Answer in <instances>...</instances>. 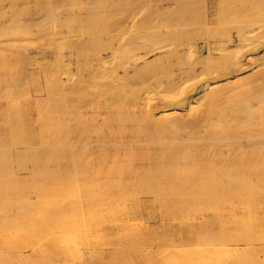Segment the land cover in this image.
Returning <instances> with one entry per match:
<instances>
[{
	"label": "rangeland",
	"instance_id": "obj_1",
	"mask_svg": "<svg viewBox=\"0 0 264 264\" xmlns=\"http://www.w3.org/2000/svg\"><path fill=\"white\" fill-rule=\"evenodd\" d=\"M196 1L202 2V0H196ZM36 2H38L39 5L40 4L41 5L39 6L38 3L36 4ZM49 4H51L52 6L48 7ZM73 4H74V8L72 6ZM175 4L176 3L169 4L166 0H75V1L68 0V3L67 0H56V1L55 0L52 1L0 0V108H1L0 124L4 122L5 124L8 125V126L6 125V127H8L6 129V132L8 133L13 131L17 133V130L19 129L18 133L21 130V132L24 131L23 133H21L23 136L26 135L27 137H31V139L26 138L25 140L27 141L35 140L34 141L35 144H33V146L35 145L34 149L29 148L33 150L35 156L34 158L33 153H31L32 151L29 150L30 151L29 155L32 154L31 158L32 157L34 158V160L32 158L31 161L30 156L28 157L22 156V155L26 156L27 154L26 152H23L25 151V149H27L26 146L27 141L23 142L25 141L23 140L24 138L23 136L19 135L20 142L19 140H17V142L13 146V148L16 149H13L12 146H9L8 148L7 146L3 145L2 141L5 140V137L7 136L8 133L4 134L5 129L1 130L5 126V124H3L2 127L0 125V134L2 132L1 134L2 137L3 135H5L4 138H2L4 140L0 138L2 147L5 146V148L7 147L8 149H10L11 147V149L14 150V151L11 150L13 152H10L9 150V153L11 158L12 159L14 158L13 162L15 161L13 163L12 159H9L10 156L8 157V154L6 153L4 155L8 157V158L6 157L7 161L9 159V161L11 160L10 162L12 163H7V162L2 163L3 155H0V158L2 159V160L0 159L1 160L0 175L2 174L1 175L2 177L0 176L1 177L0 181L3 183L0 184L1 186L0 189H2V187L5 186V188L2 189L4 192H2V190L0 192L1 194L0 195V264H264V242L263 240L257 241L258 237H264V230H262L263 229L262 227L264 226L259 227L257 222L255 221V217L253 215H249V213H247L246 211L243 210L241 211L240 208H237L235 212L230 211V204H229V199H231L229 195L231 196V194L232 196L235 195L234 198L232 197V199L233 201L237 200V202H239V199H241L242 197L243 198L244 196L247 197L246 195H248L249 200H253L258 196L260 197L264 196V181L259 180L260 182H256L258 179L255 178L256 181H254V179H252L251 177L250 179H248L249 177L248 178L245 177L244 180V176L242 178V176H238V174L237 175L234 174V172H237L239 167L235 168L233 163H231L232 167L236 169L235 171H232L233 172L232 173L230 172L231 168L227 167L228 164L227 165L225 164L226 160L223 161L225 157L226 159L228 158L230 162H232L231 159L235 158L233 162L236 161V164L239 166L240 164H242V162H244L247 159L246 158L247 154L249 160V158H251L250 156L253 154L251 151L254 150V152L256 153L255 149L260 144L261 141H262L261 142L262 145L260 144V147H257V150L261 151V148L262 150H264L263 149L264 147H262L264 146L263 145L264 139L261 138V136L264 135V131L262 132V130H264V125H263L264 115L262 116V114H264L263 112L264 104L262 102H259L258 99L255 97L257 94H261L262 91L264 92L263 89L264 81L262 79V76H258V78L254 76L249 80L250 82L246 81L239 86L236 85L235 87L239 88L237 89V91L239 90L238 92H236L234 86L231 88V90L233 91L231 90L228 92L226 91L229 90L231 86L225 87V88L229 87L226 90L223 87L222 89L224 91L222 92H220L222 90L221 88H219L221 89L220 91H217L219 89L215 90L217 91L216 94L217 99L214 100L216 102L214 104L216 105V107L215 106L213 107V105H211V107L217 108L220 106V108L219 109L217 108L218 112H215L217 110H214L213 111L214 114L211 113L213 115V117L210 118L211 120L204 117L205 120L207 119L211 121V123L208 121L204 122L205 120L201 118L203 116L202 114H205L203 110L205 111V108L206 110L208 108L207 107L208 98L206 100L205 98H203V100L205 101H203L202 99L199 100V101H203L202 103L201 102L199 103V101H197L199 104H203V105H199L197 102L193 101L191 106L190 105L186 106V108L182 110V113L184 115V116L182 115L183 120L185 119V121L187 120V122L188 121L190 122L193 121V119L195 118L197 120V123L199 122V124L186 125L180 127L179 125L177 126L173 124L172 125L167 124L168 126L171 127L172 126H177V127H172V128L167 127L165 129L161 128L160 126L161 123H162L161 125L166 123V121L164 122V119H163L164 123L162 122V120L157 119L156 121H154L155 122L154 124L153 121L152 122L148 121V123L146 122L147 123L146 124L145 123L146 120L143 118L140 112L141 106L140 107H138L137 105L129 106V104L126 103L125 105H128L126 107H128L129 109L128 111L130 113L129 114L127 112L126 114L128 117L132 116L135 123L133 125L126 124L129 126V128L125 130L126 127H123L122 123L120 124L118 123L122 120L124 116H121L122 115L121 111L116 109L115 114H113L114 115L113 117L116 118L115 120H117V123L119 124V126L118 124H116L117 138L118 140H120L119 143L117 144L118 148L116 149V153H119L117 156L118 159L115 161V163L112 161H110L107 164L100 163L98 161L99 151L97 150L99 148L97 146L93 147L94 150L92 151L94 153L90 155V158H92L94 164H92L91 166L93 167V169L96 170L99 176L95 175L97 176L96 177L97 181L92 183L93 186L91 187H93L94 191L92 192L93 195L91 197L79 198L77 196H72V195L68 196L69 193L66 192L67 185L65 183L66 176L64 174L65 171H64V164L62 162L63 160H60L59 158H57L58 160H56L54 155L55 151L62 149L58 152V154L61 152L59 155L62 156L65 152V149H63L64 146L63 144L62 146L58 145L57 147L58 150L54 147V145H52V147L55 150H53V148L51 149V146H49L51 144L48 142H51L50 140L54 139L55 136L59 137V139L61 138L60 139L61 141L64 139L65 125L63 124L64 122H62V120L64 118L63 109H65L64 104L66 103L67 95H66V90H64V86L63 85L61 86L55 77H57L56 74H59L64 69L63 59L66 53V47L64 41L67 39L68 35L94 34L101 36L114 32L115 27L113 26L117 27L118 31L116 30V32H120V33L122 32V34L124 33L125 36L132 34L146 35V36L147 35L154 36L156 34H166V35L170 34L175 36L180 35L183 38V36L186 35L185 32L187 31L186 32L187 36L186 38L184 37V41L179 36L181 39L177 38L174 39L173 41L174 44L177 45L175 46L174 44H172V47H178L177 49H179L182 55L179 54V52L177 54H173V53L166 54L165 50H155L145 55L144 59L142 58L140 61H138L139 66L144 65L146 61L147 63L149 62L151 63H149L150 65L148 64L149 66L147 65L148 68L146 69L148 70V72L145 76L146 77L145 80H142L141 76L131 77L130 90L135 93H139L142 100L147 102L148 105L151 107V109L155 113H157L162 109V105L164 104L163 102V99L165 97L164 95L166 94V89H164L165 86L164 87L160 86L157 83V80H159L160 77H162L161 80L163 81H165L168 78L165 82L169 80H172L173 83L177 82V84L175 85L172 84L173 88L172 87L169 88V90L171 89V93L173 92L176 93L178 91L181 92L182 88L190 89L195 85L193 83H196L195 87H200L199 85L203 84L200 83L201 81L198 79L199 75L194 77L192 72L189 71V73H191L192 75L187 73L188 68L190 67L189 61L192 62L194 58H195L194 60H196V57H194V54L196 53L195 52L191 53L193 54L191 55L193 56V58H190L192 60L187 61V59L190 55V52H188V46L190 43L189 41L191 40V37L189 36L188 33H190V35L193 34L194 37L192 36V39L195 38V36L199 37V35L201 36V34L205 32L203 28L205 27V25L204 23H201V20H199L200 21L199 22L197 21V19L195 20L196 23L194 22V20L193 21L190 20L186 25L185 24L183 26L176 25V20L178 18L180 11L178 6H176ZM161 5L163 6L161 7ZM54 8L56 9V12ZM66 8H68V11H66ZM33 10L35 12H32ZM62 12L64 15H60L61 16L60 17L59 13L62 14ZM48 13L51 16H49ZM52 13H55L56 16H58V19H55L57 17L55 16L54 18ZM72 13H75L76 15L78 14V16L76 15L71 16ZM32 14H37V15H32ZM46 14L48 15L47 17H45ZM74 16H76V18ZM11 18H13L14 24L11 22L12 21ZM18 19L21 20L22 23ZM16 20H18L17 23L14 22ZM8 22L11 24H9ZM23 24L27 26L29 30L27 29V27L25 28ZM22 25L23 28L25 29L22 28ZM112 27L114 28V30ZM109 29L111 30V32H108ZM197 29L199 35H197L198 33ZM192 30L194 31L192 32ZM54 31H56L55 32L56 34L57 32L59 34L61 33L60 35H62L63 37L57 34V36L59 35L60 37L59 36L56 37L58 38V40L55 39L53 35L54 33L52 34V32ZM104 31L107 33H105ZM189 31H191L192 33ZM46 32L48 33V35ZM49 34H52V36ZM176 40H178V42H176ZM181 40L183 44L185 42L186 43L189 42L187 43L188 45L187 46L186 44L183 45ZM10 42L11 43L13 42L15 46ZM179 42H181L180 44L182 46L179 45ZM15 47H18V49ZM185 48L187 49V51ZM186 61L189 64H187ZM200 65L201 64H198L197 68L198 67L202 68V66ZM201 68L199 69L200 71ZM185 69L187 71H185ZM171 72L173 73L171 74ZM185 72L189 77L185 74ZM130 73H132V71ZM202 74H205V72H202ZM202 74H200V78H202L201 77ZM169 75L171 76L168 77ZM203 76H206V74ZM62 77H64V75H62ZM53 78L54 80H52ZM190 78H192V80ZM258 79H260L261 81ZM202 81L204 82V80ZM53 83L57 85L55 86L53 85ZM245 83L247 87L244 85ZM250 83L253 85H249ZM252 86L254 88H252ZM245 87L247 90H249V94L245 89ZM234 90L236 93L239 94L238 95L234 94L235 93ZM255 90L260 92L257 93V91ZM169 92H167V94H169ZM180 92H178L177 94H179ZM254 92L257 94L255 95ZM225 93L227 95H225ZM219 94H220V98H218ZM198 95L199 94H196V96ZM234 95L236 96L234 97ZM225 96L227 98H225ZM250 96L253 99H250L251 98ZM119 103L123 104L124 102H119ZM119 103L116 102L115 105ZM245 104L251 105L248 106L252 108L251 109L252 112L251 110L249 111L248 108H245L246 106ZM242 105L244 110L238 113L237 110L240 109L237 108L239 107L243 109ZM221 107L224 114H222L223 113L222 111L220 112ZM232 109L234 111H232ZM245 109L247 110L245 111ZM258 111L260 114H257ZM232 112L234 113L232 114ZM199 113L202 114L200 115ZM22 114H24L28 119L26 120V117ZM229 115L230 117L228 118ZM22 116H24L23 119L20 118ZM54 116L56 117V119H60L59 120L60 126L53 125L55 123L54 121L51 120L55 119ZM216 117H219V119H217ZM199 118L203 119L204 121L203 120L201 121V119L199 120ZM230 118H232V120H228ZM260 118H262L263 121L262 120L260 121ZM175 119L176 118H174V120ZM212 119H214L215 123H213ZM48 120L49 122H47ZM165 120H167V122L169 120L172 121L173 117L172 120L170 118H166ZM217 120L219 121L221 120V121L219 122ZM222 120L223 122L225 120V122L223 123ZM249 120L252 122L250 123ZM156 122H158L157 125ZM231 122L233 124H230ZM248 122L250 125H248ZM225 123H228L229 125L227 126L226 124L227 126L226 127ZM51 124L52 126L55 127V129L58 127V129H56L55 132H57V130L59 129L61 130L58 131L57 133H53L52 129L54 128L51 127ZM214 124L215 125L219 124V126L217 125L216 127H214L215 126ZM29 125H31L33 128L30 127ZM42 125L43 128L46 125L44 130L42 129ZM221 125L224 127H222ZM140 126H142L143 129ZM229 126L230 128L233 126V128L230 129ZM256 126H259L258 128H261V126H263V128L262 130H260L257 129ZM49 127L50 129H48ZM120 127L123 128L121 129ZM147 127H149L150 129L149 131ZM253 127H255L256 129ZM140 128L142 129V131L144 130L145 132L140 131L141 130ZM132 129L135 131L134 133ZM41 130L43 131V133ZM218 130L219 132H217ZM48 131L50 132L52 131L53 134ZM258 131L260 133H257ZM136 132L138 134H135ZM255 132L257 135H255ZM50 134L51 136H49ZM59 134L61 137L59 136ZM252 134L253 136H251ZM57 137L55 138L58 140ZM258 139H260L261 141H259ZM257 141H259V143ZM44 142H46L47 144H45ZM33 146L31 145V147ZM5 148L4 149L2 148V150H5ZM18 149L21 150V153H19L20 151H18ZM118 149L119 151L117 152ZM126 151H128L129 154ZM183 151L184 153L186 152L187 154L186 153L183 154ZM259 151H257L256 156L259 155L258 153H262ZM1 152L2 151H0V154ZM178 153H181V155ZM38 154L40 155V157L42 156L41 159L39 158ZM235 154L237 157L235 156ZM238 154L240 155L239 157L243 159V161L239 160L240 158L238 157ZM263 154L264 152L260 155ZM12 155H14V157ZM52 155H54V158ZM150 155L152 156L154 155V157ZM175 155L177 156V158L175 157ZM182 155L183 157H188V158L189 156H191L190 157L191 161H192L191 158H193V161L195 162L196 165L192 161L193 162L192 165L193 164L194 165L191 169L196 170L197 173L196 172L194 173L193 172L194 170L191 171L189 169V167L192 166L191 165L188 167V163L191 164L190 161L188 162V160H184L183 157H180L183 158V161L182 159H178L179 158L178 156H182ZM260 155L258 157L256 156L255 157L258 159ZM244 156L246 158L245 160L243 158ZM263 156H261V158ZM164 157L166 158L164 159ZM169 157L172 159H170ZM220 157L224 159L222 160ZM237 158L239 161L237 160ZM251 159L254 160V162L253 161L250 162L256 163L254 157ZM263 159L264 158H262V160ZM24 161H26L27 163ZM176 161H178L179 163H177ZM18 162L20 164H18ZM248 162L249 161H247L246 163L248 164ZM174 163L175 164L177 163L176 165L178 167L180 166L179 168H181V165L183 167H188V168H184V170L181 169L182 170L181 171L180 169H178V167L176 168ZM212 163L215 164V166L213 165L214 167H212ZM184 164L186 165L184 166ZM243 164L240 165V168H244L245 166L248 167L247 164L246 165ZM170 165H172L177 169L175 173L177 171H180L182 173L187 169L186 172L183 173H186L187 175L189 173L190 180L191 178L193 180L191 182L189 181V179L188 180L185 179L186 182L183 181L182 180L183 178L181 177H184L185 176L184 174L181 177L178 176L179 182H177L178 179L176 181L175 177L178 174H175L174 172H173L174 174H172L174 175V179L171 174H169V176L170 175L171 176L169 177L170 179H168L166 177V175L168 174L166 173L169 170L168 167L171 169L172 166L170 167ZM132 166L133 168H135L136 172L139 171L140 172L137 174L138 176L137 175L135 176V178L130 179V177L128 178L126 176L127 178L126 180L125 174L127 171L130 170L129 168H132ZM115 167H117V169ZM213 168L218 170V171L216 170L217 174L214 172L215 169ZM209 169H212L213 172L211 173L212 170L209 171ZM109 170H112L111 171L112 175ZM164 170L166 173L163 172ZM188 170H190L191 173L190 172L187 173ZM232 170L234 169L232 168ZM160 171L162 172L160 173ZM107 172H109L110 174ZM117 172L119 173L121 172V173L117 174ZM200 172H202L201 175L204 174L203 178L201 179L200 176L199 178L198 176H196V174L198 173H199L198 175H200ZM164 173L166 175H164ZM227 173H231V174L229 175ZM122 174L124 176H122ZM192 174L195 177H193ZM232 174H234L235 177L237 178L238 177L242 178V180L239 178L241 181L240 182L239 179L237 180V178L232 176L233 179L237 180V181L234 180L235 183L239 181L237 183V186L234 185L235 183L233 179L230 180ZM109 175L112 176L114 179L113 178L111 179ZM228 175L230 177H228ZM159 176H161V178ZM149 177L152 178L149 180ZM120 178H122V180H120ZM143 178H145L147 181L143 182L142 181ZM129 179L131 180V184ZM229 180L233 181V183L232 182L230 183ZM7 182L8 184L10 183V186L7 184ZM251 182L253 184L255 183V185L253 184L250 185ZM126 183L128 187L130 186L131 187H130V192L128 193L129 195L128 194L127 196L125 195L126 196L125 198L122 197L124 199L121 198L123 200V201L121 200L122 203H119L121 201L118 200V204H117L116 199H115L116 201H114V199L110 198L114 202L112 201L113 204L110 202V207H108L106 203L109 205L108 202L111 200L107 201L108 199L106 200V198L108 197L102 198V196L100 197L99 195L96 194V193H100V191L106 192L110 190L112 187L117 189L116 188L117 185H119L120 187L121 185L122 186H124V184L126 185ZM142 183L143 185H141ZM181 183L184 184L182 185ZM229 183L237 188H240L239 184H242L241 185L242 188L235 189V187L233 186V188L231 189V185ZM14 184H16L17 187ZM34 184L37 186L33 187ZM46 184L50 185L51 187L58 186L59 189L60 186H62L63 188L61 187V190L58 191L56 190L58 188L55 189L54 187L55 193L50 192L47 196V194L45 193H47L48 188H50L49 189L50 191H52L53 188H51ZM133 184H135V186H133ZM113 185L116 186L114 187ZM12 186H14L13 189L16 191L14 194L19 195V193L21 194L23 191V196L26 202H29L31 205H35L36 208H40L38 213L39 216L38 215L35 216L37 214L36 211H38V209L35 208L36 213L34 215V213L31 210H29V208H25L18 205L20 202L15 205H10V206L8 205L7 206L8 209H5L6 204L8 202H11L10 201L11 198L9 197L11 193L5 191L11 189ZM20 187H22V189ZM37 187H39L40 189ZM44 187L47 188L46 192L44 191L46 188L44 190L42 189ZM119 187L118 189L121 188ZM226 187H228L227 188L228 190L226 189ZM16 188H19L20 191L17 190ZM101 189H103L104 191H102ZM180 190L184 195L180 193ZM225 190L227 192H225ZM237 190H243V191H241L242 193L238 191L239 192L238 194ZM39 191H43L44 192L43 194H45L48 198H46L45 196L41 197L43 194L42 192ZM57 191L60 197H62V195L60 194H64L63 197L67 199V201H65L64 199L61 200L66 203L67 205L66 209L69 210L68 212V210L66 211V209H64L63 213L66 211L68 212V215L66 213L62 214L64 216L58 217L61 218L59 221L56 218L57 216L61 215L57 213L58 211H60V209L58 208L59 210L58 211L56 210L57 211L56 213L59 215L56 214L55 216V211L52 212L54 207L50 206L52 207V211L50 210L49 214L55 216L54 218L55 220L53 219V216H51L52 218L51 219L48 214L45 213L44 214L45 216L49 217V219L47 218V220L49 221L53 220L56 222L48 223L49 221L46 220L47 221L45 222L46 228L44 224L43 225L44 229L41 227L42 229L39 228L41 229V232H37L35 221L37 220L40 221L41 219L39 218L41 217V215H43L42 212L46 210L44 209L43 211V208L41 209V206H44L45 208L47 204L51 205V203L50 204L47 203L48 202L47 199H49V196L50 198L56 196ZM62 191L63 193H61ZM67 191L69 190L67 189ZM2 193L4 194V196ZM5 193L8 194V198H6L7 202L5 201V198H2L5 197ZM191 193L194 195V197ZM225 193H227V195ZM128 196H130L131 199L130 197L127 198ZM133 196L135 199H132ZM44 198H46L45 199L46 205L44 203L45 202ZM55 198L58 199L57 196L54 197V199ZM126 198L128 199V201ZM54 199L52 201H54ZM101 199H103V201ZM58 200H55L56 204H58L57 202L62 203L61 200L60 201ZM99 200L100 203H98ZM104 200L107 201L104 204L107 206V209H105L106 207L102 203L105 202ZM54 202H52L53 206H56ZM138 203L140 204L139 208L141 212L139 210V212L137 211L136 213L137 215L136 214L134 215L133 211L134 208L138 205ZM116 204L117 205L120 204V206L123 204V206L121 207L124 209H121L119 212L118 210L121 207L117 206ZM188 204L191 205L189 206V208H187ZM100 205L104 206L105 208L104 209L102 207L100 208ZM113 205L114 208L117 206V208L119 209H116L117 211L113 210L114 209L112 208ZM97 206L99 211H102V213L103 210H105L104 212H106V210L109 211L103 214L104 217L105 215H109L108 213H111V211L112 213L114 211H115L114 213L118 212V214L116 216L115 214L114 216H108V217L106 216V220L104 223L103 221H101L102 215L99 216V214L101 213H97L98 211ZM185 206L187 209L184 208ZM36 217L38 218L37 220ZM41 222H44V219L41 220ZM58 222L61 223V226L60 224L57 226L54 225ZM101 223L104 224L101 225ZM62 224L66 225L65 227L67 228L64 229L68 230L67 233L65 232V230L63 231ZM52 225L53 227H50ZM47 226L50 228H47ZM57 228L59 229L56 230ZM48 229H50L51 231ZM52 229H54L53 233L57 231L59 233L60 231H62L65 235H61L62 232H60L61 236L58 233H56L58 235V237H56L57 235L56 234L53 235ZM42 231L46 232V235L42 234L43 233ZM219 235H222L223 237ZM135 236L139 237L138 240L134 239ZM61 237L64 238L67 237L68 240L66 238L63 239V240H67V242L62 241ZM221 238L225 239L228 243L225 245V243H223V241L225 240ZM232 238L233 240L235 239V241H233ZM237 240H240V242H238L237 247H241L242 252L239 253L238 250L237 252L239 254L236 252H234L235 253L234 254L231 251L229 253L228 252L229 250L225 248H227L230 243L231 244L237 243ZM248 240H254L255 242L257 241L259 242V244H255L254 246L250 245L249 247L245 243ZM31 243L33 244L32 246ZM21 245H25L24 253L22 255H19L16 251L22 248ZM224 245L227 247H224ZM222 247L224 249H221ZM244 247H246L247 249L243 250Z\"/></svg>",
	"mask_w": 264,
	"mask_h": 264
},
{
	"label": "bare ground",
	"instance_id": "obj_2",
	"mask_svg": "<svg viewBox=\"0 0 264 264\" xmlns=\"http://www.w3.org/2000/svg\"><path fill=\"white\" fill-rule=\"evenodd\" d=\"M41 1H43V0H41ZM50 1H52V0H50ZM56 1V0H55ZM75 1V0H74ZM169 4H172V3H176L175 5L176 6H178V8H179V15H178V18H177V20H176V25H181V26H183L184 24L186 25V24H188V22L191 20V21H193L194 20V22H195V20L197 19V21H199V20H201V23H204V25H205V27H203L204 28V30H205V32H203L202 34H201V32H200V34H201V36L199 35V32H198V29H197V35H199V37H197V36H195V38H193L192 39V36H193V34H191L190 35V33H188L189 34V36L191 37V40L189 41V42H187V43H189V46H188V52H190V55H189V57H188V59H187V61L188 60H192V59H190V58H193V56H191V55H193V54H191V53H196V54H194V57H196V60H192V62L191 61H189L190 62V67L188 68V71L185 69V71H187V73H189V71L190 72H192L193 73V75H194V77L195 76H198L199 75V77H198V79L201 81L200 83H203V84H201V85H199L200 87H195V85H196V83H193V84H195L193 87H191L190 89H187V88H185V89H183L182 88V91L180 92V91H178V92H180L179 94H177L178 92H173V93H171V89L169 90V88L170 87H172V84L173 85H175V84H177V82L176 83H173V81L172 80H169V81H167V82H165V81H163V80H161V78L162 77H160V79L159 80H157V83H158V85H160V86H165L164 87V89H166V94L164 95L165 97H164V99H163V102H164V104L162 105V109L160 110V111H158L157 113H155L152 109H151V107L148 105V103L147 102H145L144 100H142V98L140 97V94L139 93H135V92H133V91H131L130 90V80H131V77L132 76H141V79L142 80H145V76H146V74H147V72H148V70L146 69V68H148V66L150 65L149 63H151V62H149V63H147V61L145 62V64L144 65H142V66H139L138 64V61H140L142 58L144 59V56L145 55H147V54H149L150 52H153V51H155V50H165V53L166 54H169V53H173V54H177L178 52H179V54H181L182 55V53H180V51H179V49H177L178 47H172V44H174V39H177V38H179V39H181L182 38V36H175V35H170V34H156V35H154V36H151V35H138V34H136V35H126L125 36V34L123 33L122 34V32L120 33V32H116V30L118 31V29H117V27L116 26H113V27H115V30H114V28H113V30H114V32H111V30L109 29V31L108 32H111V33H108V34H105V35H101V36H98V35H94V34H72V35H68L67 36V39L64 41L65 43V47H66V53H65V55H64V59H63V62H64V69H63V71L62 72H60L59 74H56L57 75V77H55L57 80H58V83L62 86H64V90H66V95H67V97H66V103L64 104L65 106V109H63L64 110V118H63V120H62V122H64L63 124L65 125L64 127H65V132H64V139L61 141L60 139H59V137H57V136H55V134H54V136L55 137H57L58 138V140L54 137V139H52V140H50L51 142H48V143H50L51 145H49V146H51V149L53 148L52 147V145H54V147L57 149V147H58V145H61L62 146V144H63V146L65 147H63V149H65V152H64V154L61 156V155H59L58 154V152L60 151V150H62V149H60V150H58V151H55L54 152V155H55V159L56 160H58L57 158H59L60 160H63L62 162H63V164H64V174H65V179H66V188L69 190V191H67V189H66V192H68L69 194H68V196H70V195H72V196H77V197H79V198H83V197H91L93 194H92V192L94 191V189H93V187H91V186H93L92 185V183H94L95 181H97V176H99V174L96 172V170L95 169H93V167L91 166L92 164H94V162H93V160H92V158H90V155H92V153H94L92 150H94L93 149V147L94 146H97L99 149H97L98 151H99V153H98V161L100 162V163H109L110 161H112V162H114L115 163V161L118 159V154L119 153H116V149L118 148L117 147V144L119 143V141L120 140H118V138H117V132H116V127H117V125L116 124H120V123H122V126L123 127H126L125 128V130H127L128 128H129V126L128 125H126V124H129V125H133L135 122H134V119H133V117L131 116V117H128L127 116V112L129 113V109H128V107H126V106H128V105H125L126 103L127 104H129V106L130 105H137L138 107H140L141 106V108H140V112H141V114H142V116H143V118L146 120L145 121V123L147 122L148 123V121H153V124L155 123L154 121H156L157 119H160V120H162V122H163V119H164V122L166 121V123H164L163 125H161L160 124V126H161V128H170L171 126H168V125H179V127L180 126H186V125H195V124H199V122L197 123V120L194 118L193 119V121H188L187 122V120L185 121V119L183 120L182 119V117L184 116L183 115V113H182V110L183 109H185L186 108V106H191L192 105V103H193V101H195V102H197V101H199V100H203V98H205V100L207 99V101H208V104H207V110H206V108H205V111L203 110V112L205 113V114H202L203 116L201 117V118H203L204 120H205V118L204 117H206L207 119H210L211 117H213V115L211 114V113H213V111L214 110H217V108L219 109L220 108V106L219 107H217V108H213L214 106L216 107V105H214L216 102L214 101L215 99H217V91H220L223 87L225 88V87H227V86H231L230 88H229V90H226V89H228V88H225V90L228 92V91H230L231 90V88L234 86V89H236V92H238L237 91V89H239V88H236L235 86L236 85H241L242 83H244V82H248L252 77H254V76H256L257 78H258V76H262V79H263V81H264V78H263V75H264V0H202V2H200V1H196V0H166ZM40 2V1H39ZM58 2V1H57ZM61 2H63V1H61ZM38 2H36V4H37ZM42 3V2H41ZM45 3V2H44ZM60 3V2H59ZM67 3H68V0H67ZM75 3V2H74ZM48 4V3H47ZM54 4V3H53ZM57 4V3H56ZM38 5H39V3H38ZM41 5V4H40ZM39 5V6H40ZM61 5H63V4H61ZM68 5V4H67ZM44 6V5H43ZM50 6H52L51 4H49V6L48 7H50ZM66 6V5H65ZM64 6V7H65ZM73 6V8H74V4L72 5ZM163 5H161V7H162ZM35 7H37V6H35ZM57 7H59V6H57ZM30 8V7H29ZM39 8V7H38ZM41 8V7H40ZM47 8V7H46ZM60 8H61V6H60ZM72 8V9H73ZM42 9V8H41ZM44 9V8H43ZM55 9V8H54ZM53 9V10H54ZM50 10V9H49ZM53 10H52V12H53ZM65 10V9H64ZM42 11V10H41ZM41 11H39V12H41ZM51 11V10H50ZM66 11H68V8H66ZM32 12H35L34 10L32 11ZM55 12H56V9H55ZM58 12V11H57ZM74 12V11H73ZM61 13V12H60ZM59 13V16L60 15H64L63 14V12H62V14H60ZM76 13V12H75ZM75 13H72L71 14V16L72 15H76ZM51 14V13H50ZM53 14V16H54V18H55V16H56V14L55 13H52ZM55 14V15H54ZM58 14V13H57ZM161 14H163V13H161ZM5 15H7V14H5ZM29 15V14H28ZM32 15H37V14H32ZM48 15H49V13H48ZM47 14L45 15V17H47L48 16ZM40 16V15H39ZM49 16H51V15H49ZM70 16V17H71ZM76 16H78V14L76 15ZM76 16H74L75 18H76ZM31 17V16H30ZM57 18H55V19H58V16H56ZM61 17V16H60ZM59 17V18H60ZM66 17V16H65ZM65 17H63V18H65ZM79 17H80V15H79ZM33 18H34V16H33ZM53 18V17H52ZM53 18V19H54ZM69 18V17H68ZM73 18V17H72ZM78 18V17H77ZM192 18V19H191ZM12 19V23H13V18H11ZM44 19V18H43ZM62 19V18H61ZM60 19V20H61ZM19 20V19H18ZM18 20H16V21H14L15 23H17V21ZM65 20V19H64ZM20 22H21V20H19ZM40 21H41V19H40ZM53 21V20H52ZM57 22V21H56ZM193 22V23H194ZM200 22V21H199ZM9 23V22H8ZM19 23V22H18ZM22 23V22H21ZM196 23V22H195ZM9 24H11V23H9ZM14 24V23H13ZM24 25V24H23ZM23 25H22V28H23ZM203 25V24H202ZM9 26V25H8ZM25 26V25H24ZM27 26H25V28H26ZM30 27V26H29ZM53 27V26H52ZM120 27H121V24H120ZM20 28H21V26H20ZM25 28H23V29H25ZM111 28V27H110ZM201 28V27H200ZM27 29H28V27H27ZM55 29V28H54ZM202 29V28H201ZM6 30V29H5ZM22 30V29H21ZM20 30V31H21ZM29 30V29H28ZM50 30V29H49ZM112 30V31H113ZM120 30V29H119ZM186 30H187V28H186ZM26 31V30H25ZM106 31V30H105ZM104 31V32H105ZM194 30H192V32H193ZM200 31V30H199ZM56 31H54V32H52V34L54 35V37H55V39H57L58 40V38H56V37H58L60 34L57 32V34H59L58 36H57V34L55 33ZM104 32H103V34H104ZM187 32V31H186ZM185 32V36H183V41H184V37L186 38V36H187V33ZM189 32H191V31H189ZM191 32V33H192ZM47 33V32H46ZM105 33H107V32H105ZM52 34H49V35H51L52 36ZM196 34V33H195ZM194 34V35H195ZM47 35H48V33H47ZM56 35V36H55ZM61 37H63L62 35H60ZM59 36V37H60ZM13 37V36H12ZM176 37V38H175ZM194 37V36H193ZM10 39V38H9ZM178 39V40H179ZM178 40H176V42H178ZM188 41V40H187ZM181 42H182V40H181ZM181 42H179V45H181L180 43ZM11 43V42H10ZM9 43V44H10ZM15 43V42H14ZM186 42L184 43V44H186V46L188 45ZM11 44H13V42L11 43ZM182 44H183V42H182ZM183 44V45H184ZM14 46H15V44H13ZM12 45V46H13ZM175 45V44H174ZM177 45V44H176ZM175 45V46H176ZM182 46V45H181ZM7 47V46H6ZM10 47V46H9ZM13 48V47H12ZM15 48H17L18 49V47H15ZM44 48V47H43ZM43 48H42V50H43ZM10 49V48H9ZM16 49V50H17ZM186 49V48H185ZM44 51H46V50H44ZM182 51V50H181ZM184 51V50H183ZM186 51H187V49H186ZM206 53V54H205ZM184 54H185V52H184ZM186 55H187V53H186ZM186 61V62H187ZM149 64V65H148ZM187 64H189L188 62H187ZM187 64H186V66H187ZM198 64H201L200 66H202V68H201V71L199 70L200 68L198 67L197 68V66H198ZM62 65V64H61ZM148 65V66H147ZM184 65H185V63H184ZM183 66V65H182ZM186 66H184V67H186ZM146 69V70H145ZM132 71V73H130ZM180 71V70H179ZM183 71V70H182ZM199 71H200V74H202V72H205V74H206V76H203V75H205V74H202V78H200V74H199ZM173 72H171V74H172ZM179 73V72H178ZM131 74H133V75H131ZM184 74V73H183ZM185 74H186V72H185ZM189 74H191V73H189ZM62 75H64V77H62ZM187 75V74H186ZM192 75V74H191ZM171 75H169L168 77H170ZM182 76V75H181ZM188 76V75H187ZM189 77V76H188ZM204 77V78H203ZM192 78H193V76H192ZM192 78H190L191 80H192ZM261 78V77H260ZM171 79V78H170ZM204 80V82L202 81V80ZM52 80H54V78L52 79ZM174 80V79H173ZM258 80H260V79H258ZM257 80V81H258ZM261 81V80H260ZM262 81V82H263ZM51 82H53V81H51ZM56 82V81H55ZM194 82V81H193ZM250 82V81H249ZM252 82V81H251ZM259 82V81H258ZM253 83V82H252ZM254 84V83H253ZM253 84H249V85H253ZM259 84V83H258ZM262 84V83H261ZM260 84V85H261ZM53 85H57V84H55V83H53ZM59 85V86H60ZM245 86H246V83L244 84ZM257 85V84H256ZM247 87V86H246ZM246 87H245V89H246ZM168 88V89H167ZM173 88V87H172ZM199 88V89H198ZM219 88H221V89H219ZM252 88H254L253 86H252ZM217 89H219V90H217ZM249 89V88H248ZM260 89V88H259ZM264 89V88H263ZM215 90H217V91H215ZM247 90V89H246ZM170 91V92H169ZM215 91V92H214ZM222 91H224L223 89L220 91V92H222ZM225 91V92H226ZM231 91H233V90H231ZM255 91H257V90H255ZM261 91H262V88H261ZM35 92V91H34ZM167 92H169V94H167ZM226 92V93H227ZM234 92H235V90H234ZM233 92V93H234ZM234 93V94H239V93ZM247 92H248V94H249V90H247ZM260 91H257V93H259ZM215 93V94H214ZM219 93V92H218ZM225 93V95H227ZM230 93V92H229ZM257 93H255L254 92V94L256 95ZM173 94H176V95H173ZM196 94H199L198 96H196ZM222 94V93H221ZM253 94V93H252ZM179 95V96H178ZM244 95V94H243ZM177 98H176V97ZM196 96V97H195ZM232 96V95H231ZM236 95H234V97H235ZM167 97V98H166ZM223 97H224V94H223ZM229 97V96H228ZM251 97V96H250ZM257 99H258V101L259 102H262L263 104H264V92L262 91V93L261 94H257L256 96H255ZM218 98H220V94H219V97ZM225 98H227L226 96H225ZM250 99H253L252 97L250 98ZM205 100H203V101H205ZM203 101H199V103L201 102H203ZM206 101V102H207ZM213 101H214V103H213ZM220 101V100H219ZM219 101H217V102H219ZM252 101V100H251ZM253 101H255V100H253ZM116 102H124L123 104H121V103H119V104H116L115 105V103ZM198 103V102H197ZM198 103V104H199ZM245 103V102H244ZM261 104V103H260ZM262 104V105H263ZM199 105H203V104H199ZM211 105H213V107H211ZM234 105V104H233ZM232 105V106H233ZM246 105V104H245ZM244 105V106H245ZM249 106H251L250 104H248ZM248 105H246L245 106V108H248V110L250 111L252 108L251 107H249ZM230 106H231V104H230ZM255 106V105H254ZM226 107V106H225ZM234 107V106H233ZM256 107V106H255ZM229 108V107H228ZM231 108V107H230ZM242 108H243V105H242ZM250 108V109H249ZM263 108H264V106H263ZM1 109V108H0ZM23 109V108H22ZM60 109V108H59ZM116 109L117 110H119V111H121V113H122V115L121 116H124L123 118H122V120L120 121V120H118V121H120V122H118L117 123V120H115L116 118H114L113 116V114H115V111H116ZM236 109V108H235ZM237 109H240V110H237L238 111V113L240 112V111H242V110H244V108L243 109H241V108H237ZM253 109H255V108H253ZM262 109V108H261ZM56 110V109H55ZM58 110V109H57ZM127 110V111H126ZM227 110V109H226ZM247 109H245V111H246ZM258 110V109H257ZM259 110H260V108H259ZM263 110V109H262ZM2 111V110H1ZM126 111V112H125ZM223 112V110H222V107H221V110H220V112ZM230 111H231V109H230ZM232 111H234L233 109H232ZM255 111V110H254ZM254 111H253V113H254ZM124 112V113H123ZM215 112H218V110L217 111H215ZM251 112H252V110H251ZM261 112V111H260ZM263 112H264V110H263ZM229 113V112H228ZM228 113H226V114H228ZM234 112H232V114H233ZM253 113H252V115H253ZM256 113V112H255ZM262 113V112H261ZM26 114V113H25ZM28 114V113H27ZM130 114V113H129ZM128 114V115H129ZM200 114V113H199ZM198 114V115H199ZM200 114V115H201ZM214 114V113H213ZM219 114V113H218ZM221 114V113H220ZM222 114H224V112L222 113ZM231 114V113H230ZM231 114V115H232ZM241 114H242V112H241ZM257 114H260L259 113V111H258V113ZM22 115H24V114H22ZM120 115V114H119ZM183 115V116H182ZM215 115H216V113H215ZM254 115H256V114H254ZM264 114H262V116H263ZM20 116V115H19ZM25 116V115H24ZM24 116H22V117H20V118H22L23 119V117ZM57 116V115H56ZM60 116V115H59ZM222 116V115H221ZM226 116V115H225ZM260 116V115H259ZM26 117V116H25ZM29 117V116H28ZM55 117V116H54ZM116 117H117V115H116ZM172 117H173V120H172ZM223 117V116H222ZM230 117V115L228 116V118ZM58 118V117H57ZM118 118H119V116H118ZM142 118V119H143ZM166 118H170L172 121H168L167 122V120H165ZM174 118H176L175 120H174ZM198 118V117H197ZM201 118H199V120L201 119ZM217 119H219V117H216ZM224 118V117H223ZM222 118V119H223ZM28 118L26 117V120H27ZM53 119V118H52ZM203 119H201V121L203 120ZM203 120L204 122H206V121H208V122H210L211 123V121H209V120ZM225 119V118H224ZM264 119V118H263ZM59 120L60 119H56V117H55V119L54 120H51V121H54V123L55 124H53V125H58V126H60L59 125ZM211 120V119H210ZM228 120H232V118H230V119H228ZM228 120H226V121H228ZM235 120V119H234ZM245 120V119H244ZM262 120V118H260V121ZM51 121H50V123H51ZM115 121H116V123H115ZM200 121V122H201ZM212 121H213V123H215L214 122V119H212ZM217 121H219V120H217ZM216 121V122H217ZM221 121V120H220ZM219 121V122H220ZM247 121V120H246ZM250 121V120H249ZM263 121V120H262ZM37 122V121H36ZM35 122V123H36ZM40 122V121H39ZM39 122H38V124H39ZM47 122H49V120L47 121ZM61 122V121H60ZM144 122V121H143ZM161 122V121H160ZM222 122H223V120H222ZM224 122H225V120H224ZM223 122V123H224ZM228 122H230V121H228ZM252 121H250V123H251ZM254 122V121H253ZM142 123V122H141ZM146 123V124H147ZM157 123L158 122H156V125H157ZM212 123V124H213ZM256 123V122H255ZM255 123H254V126H255ZM3 124H5L4 122L2 123V124H0L1 125V127H2V125ZM24 124V123H23ZM37 124V123H36ZM46 124V123H45ZM47 124H49V123H47ZM61 124V123H60ZM119 124H118V126H119ZM143 124V123H142ZM141 124V125H142ZM152 124V123H151ZM168 124V125H167ZM220 124V123H219ZM219 124H214L215 126L214 127H216L217 125L219 126ZM226 124H227V126L229 125L228 123H225V126H226ZM230 124H233L232 122L230 123ZM239 124V123H238ZM244 124H246V123H244ZM6 125L7 124H5V128L3 127L1 130H3V129H5V132H4V134H6V133H8V132H6V129L8 128V127H6ZM155 125V126H156ZM165 125V126H164ZM223 125V124H222ZM221 125V126H222ZM248 125H250L249 124V122H248ZM247 125V126H248ZM262 125V124H261ZM264 125V124H263ZM8 126V125H7ZM27 126V125H26ZM25 126V127H26ZM30 127H32L31 125H29ZM46 126V125H45ZM45 126H44V128H43V125H42V129L44 130L45 129ZM148 126H149V124H148ZM162 126H164V127H162ZM177 126H172V127H177ZM221 126H220V128H221ZM226 126V127H227ZM231 126V125H230ZM230 126H229V128H230ZM239 126V125H238ZM37 127V126H36ZM39 127V126H38ZM51 127H53L54 129H52L53 130V133H57L58 131H60L61 129H59V130H57V132H55V130L56 129H58V127L55 129V127L54 126H52V124H51ZM122 127V128H123ZM141 128H142V126H140ZM171 127V128H172ZM222 127H224V126H222ZM251 127V126H250ZM257 127V129H260V130H262V128H263V126H261V128H258L259 126H256ZM33 128V127H32ZM47 128V127H46ZM121 128V127H120ZM121 128V129H122ZM140 128V129H141ZM148 128V131L150 130L149 129V127H147ZM231 128H233V126L231 127ZM230 128V129H231ZM242 128H244V127H242ZM249 128V127H248ZM253 128H255V127H253ZM48 129H50V127L48 128ZM138 129V128H137ZM143 129V128H142ZM142 129L140 130V131H142ZM224 129V128H223ZM244 129H246V128H244ZM256 129V128H255ZM19 130V129H18ZM18 130H17V133L15 132V131H13V132H10V133H8L7 134V136L5 137V140L4 139H2V138H4V136L5 135H3V137H2V132H1V134H0V138L2 139V140H4V141H2V143H3V145H5V146H7L8 148H9V146H12V148H13V146L15 145V143L17 142V140H19V137L20 136H23L21 133H23V132H21V130H20V132L18 133ZM25 130H27V129H25ZM32 130H34V129H32ZM31 130V131H32ZM38 130V129H37ZM47 130V129H46ZM62 130H63V128H62ZM130 130V129H129ZM133 130V129H132ZM131 130V131H132ZM220 130V129H219ZM219 130L217 131V132H219ZM239 130V129H238ZM243 130V129H242ZM30 131V132H31ZM42 131V130H41ZM144 131V130H143ZM142 131V132H143ZM228 131V130H227ZM247 131V130H246ZM264 130H262V132H263ZM29 132V131H28ZM48 132H50V131H48ZM62 132V131H61ZM60 132V133H61ZM135 131L133 130V133H134ZM141 132V133H142ZM145 132V131H144ZM221 132V131H220ZM225 132H226V129H225ZM234 132V131H233ZM33 133H34V131H33ZM39 133H40V130H39ZM42 133H43V131H42ZM50 133H52V131L50 132ZM52 133V134H53ZM147 133V132H146ZM222 133H224V132H222ZM236 133V132H235ZM257 133H260L259 131L257 132ZM25 134H26V131H25ZM31 134V133H30ZM38 134V133H37ZM135 134H138L137 132L135 133ZM145 134V133H144ZM150 134V133H149ZM262 134V133H261ZM20 135V136H19ZM57 135V134H56ZM63 135V134H62ZM142 135V134H141ZM146 135V134H145ZM218 135H220V134H218ZM255 135H257L256 134V132H255ZM29 136V135H28ZM39 136H41V135H39ZM47 136V135H46ZM49 136H51V134L49 135ZM59 136H60V134H59ZM222 136V135H221ZM251 136H253V134L251 135ZM259 136V135H258ZM257 136V137H258ZM262 136H264V135H262ZM261 136V138H263L264 139V137H262ZM24 137V138H23ZM22 138H23V140H25L26 138H29V139H31V137H27L26 135L25 136H23ZM61 137V136H60ZM63 137V136H62ZM143 137V136H142ZM8 138V139H7ZM33 138V137H32ZM42 138V137H41ZM47 138V137H46ZM139 138V137H138ZM221 138V137H220ZM219 138V139H220ZM250 138V137H249ZM7 139V140H6ZM21 139V138H20ZM35 139V138H34ZM48 139V138H47ZM216 139H218V138H216ZM223 139V138H222ZM225 139V138H224ZM257 139V138H256ZM202 140H205V139H202ZM207 140V139H206ZM259 141H261L260 139H258ZM27 140H25V141H23V142H26ZM35 141V140H34ZM34 141H27L26 143H24V144H26V146H27V149H25V151H23V152H26L25 154H26V156L25 155H22V156H24V157H28V156H30V160L32 161V158L34 157L35 158V156H34V153H33V150H31V149H29V148H33L34 149V146H33V144H35V142ZM254 141V140H253ZM259 141H257L258 143H259ZM19 142H20V140H19ZM23 142H22V144H23ZM34 142V143H33ZM38 142H40V141H38ZM37 142V143H38ZM42 142V141H41ZM204 142V141H203ZM256 142V143H257ZM262 142V141H261ZM261 142H260V144H261ZM45 144H47L46 142H44ZM257 143V144H258ZM264 143V142H263ZM253 144V143H252ZM260 144L257 146V147H260ZM0 151H2L1 152V154L0 155H3V160H2V163L3 162H7V163H12L13 162V159L11 158V156H10V153H9V150H10V152H13L14 150L13 149H16V148H13V149H11V147H10V149H8L7 147L5 148V146L4 147H2V144H1V142H0ZM18 145H19V143H18ZM31 145L33 146V147H31ZM262 145V144H261ZM264 145V144H263ZM17 146V145H16ZM37 146V145H36ZM42 146V145H41ZM242 146V145H241ZM252 146V145H251ZM254 146V145H253ZM4 149L5 148V150H2V148ZM20 147V146H19ZM257 147H256V149H255V151H256V153H257V151H259V150H257ZM262 147H264V146H262ZM37 148V147H36ZM36 148H35V150H36ZM39 148V147H38ZM254 148V147H253ZM6 149H8V150H6ZM44 149V148H43ZM259 149V148H258ZM264 149V148H263ZM11 150H13V151H11ZM29 150H31L32 152L31 153H33V157L31 158V156H32V154L31 155H29L30 154V151ZM35 150H34V152H35ZM41 150V149H40ZM39 150V151H40ZM53 150H55L54 148H53ZM242 150V149H241ZM251 150H253V149H251ZM6 151H8V152H6ZM16 151V150H15ZM18 151H20L19 153H21V150H19L18 149ZM17 151V152H18ZM28 151H29V153H28ZM52 151V150H51ZM64 151V150H63ZM119 151V149L117 150V152ZM131 151V150H130ZM244 151H246V150H244ZM250 151V150H249ZM4 152V153H3ZM43 152V151H42ZM127 153H128V151H126ZM182 152V151H181ZM253 154L250 156L251 158H253L254 157V159L256 160V163H253L254 162V160H252L251 158H249V160H248V154L246 155V158H245V156L243 157L244 158V160L246 159L247 161H253V162H248V164L245 162H242V164L244 163L245 165L247 164L248 165V167H244V168H240V165H242V164H240L239 166L236 164V161L235 162H233V160L235 159V158H233V159H231L232 160V162H230L229 160H228V158L226 159V157H225V159L224 158H221L223 161H225V164L227 165L228 164V166L227 167H230L229 169H230V172H232V171H235L236 169V167H239L238 168V170H237V172H234V174H238V176H242V178H243V176H244V180H245V177L246 178H248V179H250V177L252 178V179H254V181H256V179H258L256 182H260V181H264V159L262 160V158H264V154L263 155H260V154H262L263 152H264V150H262V148H261V151H259V152H262V153H258L259 155H260V157L258 158V159H260V160H258L256 157H258V156H256V153L254 152V150L253 151H251ZM8 154V157H9V159H12V162H10L9 161V159H8V161H7V156H5L4 154ZM53 153V152H52ZM186 153V152H185ZM184 153V151H183V154H185ZM244 153V152H243ZM13 154V153H12ZM43 154V153H42ZM46 154V153H45ZM117 154V155H116ZM129 154V153H128ZM133 154H134V152H133ZM178 154H180L181 155V153H178ZM177 154V155H178ZM187 154V153H186ZM231 154V153H230ZM240 154V153H239ZM238 154V157L241 155H239ZM246 154V153H245ZM250 154V153H249ZM39 155V154H38ZM37 155V156H38ZM54 155H52L53 156V158H54ZM136 155V154H135ZM134 155V156H135ZM215 155V154H214ZM213 155V156H214ZM244 155V154H243ZM254 155V156H253ZM13 157H14V155H12ZM15 156H17V155H15ZM45 156H48V155H45ZM61 156V157H60ZM132 156V155H131ZM150 156H152V155H150ZM187 156H189V155H187ZM229 156V155H228ZM235 156H236V154H235ZM234 156V157H235ZM242 156V155H241ZM256 156V157H255ZM261 156H263L262 158H261ZM6 159H5V158ZM50 157V156H49ZM152 157H154V155L152 156ZM175 157L177 158V156L175 155ZM179 158L178 159H182V161H183V158H184V160H188V162L190 161L191 162V164L190 163H188L187 161V163H188V167L189 166H191L192 165V163L194 162L193 161V158H191L192 159V161L190 160V157L191 156H189V158L188 157H183V155L182 156H178ZM180 157H183V158H180ZM223 157V156H222ZM230 157H232V156H230ZM229 157V158H230ZM237 157V156H236ZM34 158H33V160H34ZM37 158V157H36ZM39 158L41 159L42 158V156L40 157V155H39ZM44 158V157H43ZM131 158V157H130ZM166 157H164V159H165ZM170 158V157H169ZM218 158H219V156H218ZM240 159L239 160H242L243 161V159H241V157H239ZM22 159H24V158H22ZM29 159V158H28ZM28 159H25V160H28ZM39 159V160H40ZM45 159V158H44ZM134 159H135V157H134ZM133 159V160H134ZM170 159H172V158H170ZM210 159V158H209ZM251 159V160H250ZM1 160H0V162H1ZM4 160H6V161H4ZM49 160V159H48ZM211 160H213V159H211ZM237 160H238V158H237ZM238 160V161H239ZM262 160V161H261ZM31 161H28V162H31ZM130 161V160H129ZM172 161V160H171ZM181 161V162H182ZM221 161V160H220ZM222 161V162H223ZM228 161H229V163H228ZM257 161H261L260 163L259 162H257ZM15 162V161H14ZM13 162V163H14ZM24 162H26V161H24ZM34 162V161H33ZM118 162V161H117ZM132 162V161H131ZM177 163H179L178 161H176ZM212 162V161H211ZM216 162V161H215ZM241 162V161H240ZM27 163V162H26ZM59 163V162H58ZM173 163V162H172ZM171 163V164H172ZM176 163V164H177ZM219 163V162H218ZM231 163H233V165H234V167H232V164ZM252 163V164H251ZM18 164H20L19 162H18ZM23 164H25V163H23ZM113 164V163H112ZM117 164V163H116ZM133 164V163H132ZM175 163H174V165L176 166V168L178 167L177 165H176ZM181 164V163H180ZM194 164H195V162H194ZM193 164V165H194ZM224 164V165H225ZM239 164V163H238ZM243 164V165H244ZM249 164H251V165H249ZM6 165V164H5ZM186 164H184V166H185ZM193 165L191 166V167H189V169L192 171V170H194V169H191L192 167H193ZM196 165V164H195ZM215 166V164H213L212 163V167H214ZM235 165H237V166H235ZM118 166V165H117ZM172 165H170V167H171ZM258 166V167H257ZM260 166V167H259ZM180 167V166H179ZM178 167V169H183L184 170V168H188V167H183L182 165H181V168H179ZM183 167V168H182ZM116 169H117V167H115ZM175 167H171V169L168 167V171H167V173L165 172V170L163 171V172H165L166 174H168V175H166L165 173H164V175H166V177L168 178V179H170L169 177L172 175V174H174L175 173V171L177 170ZM195 168V167H194ZM216 168V167H215ZM215 168H213V169H215ZM232 168L234 169V170H232ZM111 169H113V168H111ZM121 169V168H120ZM119 169V170H120ZM131 171H130V170ZM128 170L129 171H127L126 172V174H125V178H126V176L129 178L130 177V179L131 178H135V176L140 172H136L135 171V168H133V166H132V168H129ZM124 170H125V168H124ZM187 170V169H186ZM186 170L185 171H183V172H186ZM190 170H188L187 171V173L188 172H190ZM212 169H209V171H211ZM217 169H215V173L217 174V171H216ZM110 171V173H111V171L112 170H109ZM182 171V170H181ZM198 171V170H197ZM240 171V172H239ZM142 172V171H141ZM162 171H160V173H161ZM174 172V173H173ZM179 172V173H178ZM181 173L180 171H177L175 174H178V175H176V177H175V179H176V181H177V179H178V176L179 177H181L182 175H184L185 174V176L184 177H181V178H183L182 180L183 181H185L186 182V180L185 179H189V181L191 182L193 179L191 178V180H190V177H189V173H188V175L186 174V173ZM194 173L196 172V170H194L193 171ZM213 172V170L211 171V173ZM229 172V171H228ZM2 173V172H1ZM97 173V174H96ZM107 173H109V172H107ZM109 173V174H110ZM119 172H117V174H118ZM121 173V172H120ZM119 173V174H120ZM125 173V172H124ZM145 173V172H144ZM191 173V172H190ZM197 173V172H196ZM201 173L202 172H200V175H198V174H196V176H198V178H199V176H200V179L201 178H203V176H204V174L203 175H201ZM214 173V174H215ZM233 173V172H232ZM101 174V173H100ZM169 174H171L170 176H169ZM213 174V175H214ZM227 174H231V173H227ZM234 174H232L231 175V178H230V180L231 179H233L232 178V176H234L235 177V175ZM2 175V174H1ZM0 175V176H1ZM95 175H97V176H95ZM111 175H112V173H111ZM140 175V174H139ZM195 175V174H194ZM228 175V177H230ZM95 176V177H94ZM102 176V175H101ZM100 176V177H101ZM104 176H105V174H104ZM122 176H124L123 174H122ZM138 176V175H137ZM157 176V175H156ZM192 176H193V174H192ZM217 176V175H216ZM2 177V176H1ZM0 177V178H1ZM109 177L112 179L113 177L112 176H110L109 175ZM120 177H121V175H120ZM146 177H147V175H146ZM160 178H161V176H159ZM172 177H173V179H174V175H172ZM171 177V178H172ZM189 177V178H188ZM193 177H195V176H193ZM227 177V178H228ZM102 178V177H101ZM152 177H149V180L151 179ZM158 178V177H157ZM164 178V177H163ZM180 178V179H181ZM235 178H237V177H235ZM240 177H238L237 178V180L239 179ZM242 178H240L241 180H242ZM256 178V179H255ZM106 179V178H105ZM104 179V180H105ZM110 179V180H111ZM114 179V178H113ZM117 179V178H116ZM124 179V178H123ZM129 179V180H130ZM137 179V178H136ZM144 179L145 178H143L142 179V181L143 182H146L147 180L145 179V181H144ZM148 179V178H147ZM240 179H239V181H240ZM252 179H251V181H252ZM99 180V179H98ZM107 180V179H106ZM120 180H122V178H120ZM126 180H127V178H126ZM141 180V179H140ZM229 180V182L231 183H233V181L235 180V181H237L236 179H233V181H230ZM260 180V181H259ZM141 181V182H142ZM183 181H181V182H183ZM189 181H187V182H189ZM228 181V180H227ZM235 181H234V183H235ZM238 181V182H239ZM247 181V180H246ZM253 181V182H254ZM9 182V181H8ZM8 182H7V184H8ZM128 182V181H127ZM149 182V181H148ZM177 182H179V179H178V181ZM237 182V183H238ZM241 182V181H240ZM249 182H250V180H249ZM2 182L0 181V184H1ZM16 183V182H15ZM64 183V182H63ZM133 183H134V180H133ZM229 183V184H230ZM237 183H235L234 185H236L237 186ZM3 184V183H2ZM6 184V183H5ZM17 184V183H16ZM16 184H14L15 186H16ZM22 184V183H21ZM129 184V183H128ZM130 184H131V180H130ZM182 185L184 184V183H181ZM228 184V185H229ZM251 184H253L252 182L250 183V185ZM9 186H10V183L8 184ZM46 185H48V184H46ZM103 185V184H102ZM136 185H137V182H136ZM140 185V184H139ZM141 185H143V183L141 184ZM148 185H149V183H148ZM231 185V189L233 188V186H232V184H230ZM229 185V186H230ZM242 184H239V187L240 188H237V187H235V189H241L242 188V186H241ZM253 185H255V183L253 184ZM35 186H37V185H35L34 184V186L33 187H35ZM45 186V185H44ZM48 186H50V185H48ZM48 186H47V188H48ZM104 186V185H103ZM114 186V185H113ZM116 186V185H115ZM114 186V187H115ZM133 186H135V184H133ZM145 186V185H144ZM1 187V186H0ZM8 187V186H7ZM13 187L14 186H12V188L11 189H9L10 190V192H9V190L8 191H5V192H8V193H11L10 194V201L11 202H8L7 204H6V207H5V209H8V205L10 206V205H15V204H18L19 202V204L18 205H20V206H22V207H25V208H29V210H31L33 213H34V215H35V213L37 212V214L35 215V216H37L38 215V213H39V209L40 208H36V206L35 205H31L29 202H26V200L24 199V196H23V191H22V193L20 194L19 193V195L18 194H14L16 191L13 189ZM17 187V186H16ZM51 187V186H50ZM55 187V186H54ZM54 187H51V188H53V190L52 191H50L49 189L50 188H48V190H47V188L46 187H44V188H42L45 192H46V190H47V193H45V194H47V196H48V194L50 193V192H52V193H55V189L56 188H58V189H56V190H61V187L62 186H60V189H59V187L58 186H56L55 187V189H54ZM118 187H119V185H117V189H115V188H111L110 190H108V191H106V192H101L100 191V193H96L97 195H99L100 197L102 196V198L104 197V198H106V197H108V198H106V200L107 201H109V200H111V199H114V201H116V203L118 204V200H122V199H124L126 196H127V194L130 192V187H128V185H127V183H126V185L124 184V186H120L119 188L120 189H118ZM3 188H5V186L4 187H2V189ZM21 189H22V187H20ZM37 188H39V187H37ZM63 188V187H62ZM65 188V187H64ZM228 187H226V189H227ZM230 188V187H229ZM2 189H0V192H1V190ZM17 190H19V188H16ZM40 189V188H39ZM142 189H143V187H142ZM250 189V188H249ZM38 190V189H37ZM102 191H104L103 189H101ZM183 190V189H182ZM184 190H185V188H184ZM183 190V191H184ZM187 190V189H186ZM193 190V189H192ZM228 190V189H227ZM245 190V189H244ZM20 191V190H19ZM54 191V192H53ZM58 191L56 192V196H57V198H58V196H59V194H58ZM188 191V190H187ZM187 191H186V193H187ZM232 191V190H231ZM234 191V190H233ZM238 191H240V193H242L241 191H243V190H237V192ZM2 192H4L3 190H2ZM39 192H42V194L44 193L43 191H39ZM195 192V191H194ZM225 192H227L226 190H225ZM229 192H230V190H229ZM236 192V191H235ZM60 193V192H59ZM61 193H63V191L61 192ZM103 193V194H102ZM180 193L182 194V191L180 190ZM193 193V192H192ZM191 193V194H192ZM232 193V192H231ZM3 194V193H2ZM39 194H41V193H39ZM45 194H43L41 197H43V196H45L46 198H48ZM58 194V195H57ZM66 194V193H65ZM132 194V193H131ZM198 194V193H197ZM226 195H227V193H225ZM238 194H239V192H238ZM237 194V195H238ZM1 195V194H0ZM52 195V194H51ZM60 195H62V197H60L59 196V198L58 199H64L65 201H67V199L66 198H64L63 196H64V194H60ZM95 195V194H94ZM126 195V196H125ZM129 195V194H128ZM182 195H184V194H182ZM182 195H180V196H182ZM193 195V194H192ZM229 195V194H228ZM236 195V196H237ZM3 196H4V194H3ZM13 197V199H12V197ZM53 196H54V194H53ZM56 196H54V197H56ZM67 196V195H66ZM131 196V195H130ZM130 196H128L127 198H129ZM197 196V195H196ZM235 196V195H234ZM234 196H232V194H231V196L229 195V197L231 198V199H229V204H230V211H232V212H235V210L237 209V208H240V210L242 211H246L247 213H249V215H253L254 217H255V221L257 222V224H258V226L260 227V226H264V196H258V197H256V198H254L253 200H249V197H248V195H246L247 197H245L244 196V198L242 197L241 199H239V202H237V200H235V201H233V199H232V197L234 198ZM54 197H51L50 198V196H49V199H47L48 200V202L47 203H51V205H46V201H45V199L46 198H44V203H45V208H44V206H41V205H38V206H41V209L43 208V211H44V209H46L44 212H42V210H41V212L43 213V215H41V217L39 218V219H41V220H43L44 219V222H41V220L39 221V220H37L38 218L36 217V220L37 221H35V226H36V228H37V232H41V229L43 228L44 229V224H45V222H47V221H49V220H47V218L49 219V217H47V216H45V214H48L49 216H50V218H51V216H53V215H50L49 213H50V210L52 211V207H54L53 208V211L52 212H54L55 211V216H56V214L57 213H59V214H61V215H59V214H57V215H59V216H57V220H59L60 221V219L61 218H58V217H62V216H64V215H62V214H64V213H66L67 215H68V212H69V210L68 209H66V207H67V205H66V203L65 202H63L62 200V203L61 202H57L58 204H56V201L55 200H58V199H54ZM122 197H124V198H122ZM193 197H194V195H193ZM2 198H5V201H6V198H8V194H6L5 193V197H2ZM54 199V201H52L53 199ZM111 198V199H110ZM122 198V199H121ZM126 198V199H127ZM116 199V200H115ZM130 199H131V197H130ZM132 199H135L134 198V196H133V198ZM60 200H58V201H60ZM102 201H103V199H101ZM50 201V202H49ZM54 202V204L56 205V206H53V203L52 202ZM105 201V200H104ZM107 201H105V202H102L103 203V205L107 202ZM112 201L113 200H111V201H109L108 203H109V205L106 203V205L108 206V207H110V202L112 203ZM113 201V202H114ZM123 201V200H122ZM122 201L121 202H119V203H122ZM127 201H128V199H127ZM7 202V201H6ZM124 202H125V200H124ZM237 202V203H236ZM68 203V202H67ZM98 203H100V200H99V202ZM102 203H101V205H102ZM185 203H186V201H185ZM113 204V203H112ZM116 204V205H117ZM42 205H43V203H42ZM100 205V208L102 207L103 209L105 208V209H107V206L106 205H104V206H101ZM137 205V204H136ZM139 205V206H138ZM138 205L134 208V215L137 213V211L139 212V210H140V204L138 203ZM50 206H52V207H50ZM58 206V207H57ZM112 206V205H111ZM117 206H120V204L119 205H117ZM117 206L114 208V205H113V207L112 208H114L113 210H116V209H119V208H117ZM121 206H123V204L121 205ZM120 206V207H121ZM128 206V205H127ZM188 207L187 208H189V206H191V205H187ZM57 209H56V208ZM180 207H183V206H180ZM38 209V211H36V209ZM60 209V211H58L59 209ZM112 208H110V209H112ZM184 208H186V206L184 207ZM186 208V209H187ZM64 209H66V211L68 210V212H64L63 213V210ZM83 209H84V207H83ZM83 209H82V211H83ZM97 209H98V206H97ZM102 209V210H103ZM109 209V210H110ZM121 209H124V208H120L118 211L120 212V210ZM126 209H127V207H126ZM58 212H57V211ZM101 210V209H100ZM36 211V212H35ZM98 211H99V209H98ZM97 211V213H101V214H99V216H101L102 215V220L101 221H103L104 223H105V220H106V216L108 217V216H114V214H115V216L118 214V212H116V213H112V211H111V213H108L109 215H105V217H104V213H106L108 210H106V212H104L105 210H103V213H102V211H99L98 212ZM117 211V210H116ZM178 211V210H177ZM51 212V213H52ZM57 212V213H56ZM61 212V213H60ZM109 212V211H108ZM140 212H141V210H140ZM179 212V211H178ZM45 213V214H44ZM231 213V212H230ZM259 213H260V215H259ZM41 214V213H40ZM53 214V213H52ZM110 214H112V215H110ZM139 214V213H138ZM137 215V214H136ZM39 216V215H38ZM45 216L46 217V219H45V217L43 218V217ZM55 216H53V219L55 218ZM43 218V219H42ZM100 218V217H99ZM104 218V219H103ZM52 219V218H51ZM108 219V218H107ZM47 220V221H46ZM55 220V219H54ZM63 220V219H62ZM233 220V219H232ZM54 223V222H56V221H53V220H50L48 223ZM100 222V221H99ZM98 222V223H99ZM64 223V222H63ZM103 223V224H104ZM41 224V225H40ZM60 224V226H61V223L60 222H58V223H56V224H54L55 226H57V225H59ZM102 223H101V225H103ZM256 225V224H255ZM54 226V227H55ZM66 225H64V224H62V227H63V231L65 230V232L67 233V231L68 230H66V229H64V228H67V227H65ZM42 227V228H41ZM50 227H53V225L52 226H50ZM50 227H48L47 226V228H50ZM59 227V226H58ZM39 228H41V229H39ZM45 228H46V224H45ZM61 228V227H60ZM263 229L262 230H264V227H262ZM59 228H57L56 230H58ZM48 230H50V229H48ZM53 230L54 229H52V233H53ZM62 230V229H61ZM51 231V230H50ZM43 233L42 234H45L46 235V232H44V231H42ZM60 232H62V231H60ZM60 232L58 233V231L57 232H55V233H53V235L54 234H56V233H58L59 235H60ZM48 233V232H47ZM50 233V232H49ZM63 233V232H62ZM61 233V235H65L64 233L62 234ZM228 234V233H227ZM49 235V234H48ZM51 235V234H50ZM57 235V234H56ZM60 235V236H61ZM223 235V234H222ZM222 235H219V236H221V237H223ZM59 236V237H60ZM56 237H58V235L56 236ZM216 237V236H215ZM67 240H68V238L67 237H65ZM64 237H61V239H62V241H66L67 242V240H63V239H65ZM138 238L139 237H137V236H135L134 237V239L135 240H138ZM219 238V237H218ZM229 238V237H228ZM215 239V238H214ZM221 239H223V238H221ZM227 239V238H226ZM237 239V238H236ZM223 240H225V239H223ZM232 240H233V238H232ZM259 240H263V242H264V237H258L257 238V241H259ZM233 241H235V239L233 240ZM255 242L254 240H248V241H246L245 243H246V245H248L249 247H250V245H252V246H254L255 244H259V242ZM222 242V241H221ZM220 242V243H221ZM238 242H240V240H237V243H230L229 245H228V247L227 246H225L228 242L225 240V241H223V243H225V245H224V247H227V248H225V249H228L229 251V253H230V251L231 252H236V253H241L242 251V249H241V247H237V245H238ZM32 243H34V242H32ZM31 243V246L33 245ZM219 243V242H218ZM217 243V244H218ZM231 246V247H230ZM21 249H18V251H16L19 255H22L23 253H24V247H25V245H21ZM26 247H27V245H26ZM221 249H224L223 247L221 248ZM245 249H247L246 247H244V249L243 250H245ZM239 250V251H238ZM238 251V252H237ZM227 252V253H228ZM238 253V254H239ZM54 254V253H53ZM235 254V253H234ZM229 255V254H228ZM231 255V254H230ZM240 256V255H239ZM235 258V257H234ZM233 258V259H234ZM238 258V257H237Z\"/></svg>",
	"mask_w": 264,
	"mask_h": 264
}]
</instances>
